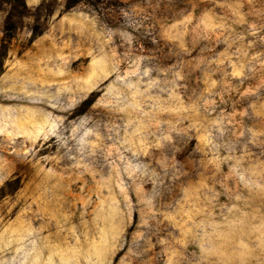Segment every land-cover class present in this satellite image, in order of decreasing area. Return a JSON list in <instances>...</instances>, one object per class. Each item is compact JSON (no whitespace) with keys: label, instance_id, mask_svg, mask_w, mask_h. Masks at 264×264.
<instances>
[{"label":"rangeland","instance_id":"rangeland-1","mask_svg":"<svg viewBox=\"0 0 264 264\" xmlns=\"http://www.w3.org/2000/svg\"><path fill=\"white\" fill-rule=\"evenodd\" d=\"M0 264H264V0H0Z\"/></svg>","mask_w":264,"mask_h":264}]
</instances>
